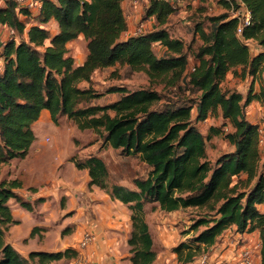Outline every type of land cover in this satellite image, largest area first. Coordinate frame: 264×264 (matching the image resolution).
<instances>
[{"label": "trees", "instance_id": "obj_1", "mask_svg": "<svg viewBox=\"0 0 264 264\" xmlns=\"http://www.w3.org/2000/svg\"><path fill=\"white\" fill-rule=\"evenodd\" d=\"M218 1L224 10L212 14L208 0H199L186 43L170 23L177 10L171 0H147L143 17L154 18L153 28L126 37L123 0H42L35 12L18 0H0V25L9 27V37L0 43V167L27 156L36 140L33 125L44 110L55 123L67 116L82 130L94 129L123 155L138 154L150 167L147 175L134 179L136 188L115 183L110 190L113 199L131 210L132 264H156L147 203L168 212L189 207L212 212L194 219L192 243L175 247L185 263L196 258L197 249L211 248L234 228L241 236L260 232L264 264V211L259 208L264 205L263 126L247 116L253 100L264 103V0ZM243 6L251 19L239 33L241 20L232 10ZM204 19L211 22L209 31ZM51 21L57 23L55 33ZM80 35L87 40L88 53L77 64L68 45ZM198 37L204 43L193 50ZM253 42L260 48L257 53L251 50ZM156 44L165 48L162 54L156 52ZM190 55L195 58L191 68ZM117 64L145 72L164 89L113 85L107 92L121 93L119 98L84 105L103 94L91 84L94 72ZM231 70L253 77L245 94L222 87ZM259 77L262 83L256 91ZM82 82L89 85L82 87ZM212 115H220L224 123L211 125L206 136L198 125ZM228 122L232 129L225 131ZM214 135L223 136L233 149L210 161L207 138ZM76 164L88 170L90 186L108 187V167L101 157L91 155ZM22 187L19 178L0 180V264H71L79 256L74 247L32 250L24 256L6 240V232L19 222L9 200L33 210V204L16 192Z\"/></svg>", "mask_w": 264, "mask_h": 264}, {"label": "rangeland", "instance_id": "obj_2", "mask_svg": "<svg viewBox=\"0 0 264 264\" xmlns=\"http://www.w3.org/2000/svg\"><path fill=\"white\" fill-rule=\"evenodd\" d=\"M130 2L136 8L133 11L134 16H129L126 11L128 29L127 33H124V37L139 32V28L148 29L147 21L150 20V18L147 20L143 17L147 0H130ZM218 3V0H209L208 11L212 14L222 12L224 9L218 7ZM176 6L177 10L172 15L170 23L174 26V33L184 37L186 43H189L190 31L194 28L196 19L194 17L200 2L199 0H180ZM201 16L203 17V15ZM203 23L205 29L208 30L210 21L204 19ZM49 27L51 32L55 33L57 23L51 21ZM7 37H9V30L5 33V38ZM203 43L202 38H196L192 44L193 50L198 49ZM68 47V53L74 57L76 63H82L88 53L86 38L80 35L71 41ZM250 47L253 53L260 50L256 42L251 43ZM164 49L160 44L155 46L158 54H162ZM194 63L195 58L190 55L189 67L191 68ZM238 69L241 71L240 67ZM251 77V75L242 77L231 70L223 81L222 87L242 90L245 94L250 87ZM261 79L262 77H259L257 79L258 84L256 82L254 84L256 91L260 90ZM91 84L103 94L89 103H84V105L106 104L119 98L121 93L107 92V89L113 85H123L129 90L146 87L162 90L165 87L163 83L152 82L145 72L132 71L129 66L121 64L96 70L92 76ZM80 85L86 87L89 84L82 82ZM248 117L254 121H262L264 127V113L263 117L254 115ZM223 123L224 120L220 115H212L200 122L198 126L203 134L208 136L211 125H223ZM223 127L225 131L232 129L229 122ZM33 129L36 140L31 145L27 156L11 159L0 167V180L21 179L23 187L16 189V192L22 199L29 200L33 204V210H27L17 200L13 198L9 200V205L19 222L13 224L6 232V240L18 247L20 252H26L28 248L36 245H44L49 248L71 246L79 251L80 256L81 250L84 248L79 247L78 243L87 233V230L80 235L79 232H76V224L72 222L75 221L83 202L85 204L92 203L87 191H93L94 199L99 200L98 202H104L105 197L108 198L109 202L111 200L110 203L114 212L122 215L123 222L121 225L123 230L129 232V238L132 230L131 210L127 204L111 197V186L118 183L129 188H136L134 179L145 177L150 167L140 159L138 154L129 156L121 154L120 149H116L110 143L105 142L103 137L94 129L82 130L73 119L67 116L60 117L59 122L55 123L50 117L49 111L45 110L41 118L33 125ZM232 149L233 145L221 135L207 138V154L210 161H214L219 154ZM262 149H264V145ZM91 155L101 157L107 164V188H101L97 185L90 186L88 170L80 169L76 164L77 161H84ZM262 159H264V152H262ZM38 189L42 190L45 195L33 199L32 196L34 197V192ZM39 197H43V200L39 203L35 202ZM96 202L94 200L92 205ZM209 212L211 211L208 207H189L168 212L162 210L157 203H147L145 205V217L157 251L156 264H197L202 255H207L210 259L231 263L237 254L238 246L249 241L252 243L260 241L261 236L258 234L247 235V239L244 235L241 236L237 233L234 228H230L226 235H222L218 239L217 255L211 249L212 247L205 251L204 249L200 251L197 249L196 258L185 263L178 258V253L174 249L181 242H191L196 234L191 230V224L194 219ZM128 248L130 251L129 244ZM256 248L255 259L261 261L260 247H258L259 251ZM183 255L185 256V253Z\"/></svg>", "mask_w": 264, "mask_h": 264}, {"label": "crops", "instance_id": "obj_3", "mask_svg": "<svg viewBox=\"0 0 264 264\" xmlns=\"http://www.w3.org/2000/svg\"><path fill=\"white\" fill-rule=\"evenodd\" d=\"M207 3H209V0ZM217 6L223 8V6L220 3H218ZM123 8L125 10V13L126 11L128 12L127 14H129V16H134L133 11L135 10L136 6L133 5L132 2H130V0H123ZM147 22L149 24L147 25L148 29H152L154 26V18H150V20ZM210 26H211V22H210ZM7 30H9V27L7 25H0V43H3L4 40L6 39L5 33ZM207 31H209V28ZM1 63L2 61L0 60V65ZM252 78L253 77H251V82L253 80ZM263 113H264V103H262L259 100H253L251 104L248 106L247 116L254 115L257 117L258 116L263 117ZM254 122H259L260 124H262V121L260 120L259 121L255 120ZM262 152H264V149H262L261 147V153ZM87 194H89L92 203L94 200L97 202L93 205L92 203L85 204L83 202L81 204V208L79 209V213H77V217L75 221H73L72 223L76 224L77 226L76 232H79L80 235L83 234L85 230L87 231L91 230L94 232L95 236L94 239L91 241V243L86 248L81 250L80 256L94 259L95 261L98 262V264H132L130 260L131 254L127 242L129 232L127 233V230H123L122 228L121 225V223L123 222L122 215L114 212L113 207L111 206L110 203L111 200L109 202L107 197L104 198V202H98L99 200L94 199L95 195L93 191L92 192L87 191ZM44 195L45 194L42 192V190L38 189L35 190L34 197L32 196V198L34 199L35 197L44 196ZM259 208L262 211H264V205H260ZM228 232L229 231L227 230L223 234V236L226 235ZM254 234L260 235V232L258 230H255L250 233H245L244 236L248 239L247 235H254ZM249 242L257 247L256 248L257 251L260 250V256H261V246H257V243H260V245H262L261 239L260 241H256L255 243H252V241ZM12 245L19 252L21 251L14 244ZM216 245L212 246L211 248L215 254L216 251L218 250V248H216ZM258 247H260L259 250ZM65 248H49L44 245H36L34 247L32 246L28 248L26 252H20V253L24 256H27L28 253L32 250H63ZM223 255L225 254L223 253Z\"/></svg>", "mask_w": 264, "mask_h": 264}, {"label": "built area", "instance_id": "obj_4", "mask_svg": "<svg viewBox=\"0 0 264 264\" xmlns=\"http://www.w3.org/2000/svg\"><path fill=\"white\" fill-rule=\"evenodd\" d=\"M21 5L26 6L31 11H37L42 5V0H18ZM175 5L179 0H171ZM232 15H239L240 24L238 26V32L242 31V28L250 23L251 15L249 10L243 6L240 10H232ZM144 29L139 28L138 31L142 32ZM137 32V33H139ZM260 144H264V127L261 128ZM94 232L89 230L87 233L79 240V247H87L91 241L94 239ZM260 246V243H257ZM255 248L250 242L244 243L237 248V254L235 258L232 259L231 263H225L223 260L210 259L207 255H202L197 264H261V261H257L255 258ZM72 264H98L94 259L87 257L78 256L74 259Z\"/></svg>", "mask_w": 264, "mask_h": 264}]
</instances>
